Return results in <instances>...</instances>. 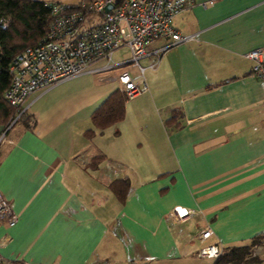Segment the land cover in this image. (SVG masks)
I'll list each match as a JSON object with an SVG mask.
<instances>
[{
	"label": "crops",
	"instance_id": "obj_1",
	"mask_svg": "<svg viewBox=\"0 0 264 264\" xmlns=\"http://www.w3.org/2000/svg\"><path fill=\"white\" fill-rule=\"evenodd\" d=\"M192 1L172 25L194 38L144 69L147 89L126 100L121 120L85 134L91 112L121 88L110 78L120 68L87 70L26 96L28 126L13 124L0 141V192L18 216L13 225L0 219L2 256L213 264L196 255L203 244L264 232V86L244 55L264 42V0ZM117 178L130 184L123 202L109 187ZM175 205L198 213L173 225L165 214ZM200 226L212 232L204 241ZM253 252L257 260L240 264H264V245Z\"/></svg>",
	"mask_w": 264,
	"mask_h": 264
},
{
	"label": "built area",
	"instance_id": "obj_2",
	"mask_svg": "<svg viewBox=\"0 0 264 264\" xmlns=\"http://www.w3.org/2000/svg\"><path fill=\"white\" fill-rule=\"evenodd\" d=\"M51 19L43 38L18 52L9 64L10 83L4 91L5 100L15 107L17 116L24 110L28 94L45 89L84 71L100 72L120 68L116 79L127 99L147 89L144 69L155 68L162 52L169 46L188 41L194 36L182 34L172 25V18L192 0H80L75 4L46 1ZM111 4L105 9L106 4ZM205 4L204 2L202 3ZM159 38L167 41L160 47L152 44ZM125 48L127 57L112 60L115 50ZM251 60V73L264 86V42L244 54ZM150 56L145 65L140 59ZM102 63L90 67L94 63ZM264 110V102L262 105ZM10 123V125H11ZM10 126L2 130L0 141ZM198 210L175 205L165 216L173 225L180 224ZM17 213L0 192V219L8 225L17 220ZM208 226H200L196 238L204 241L211 235ZM218 243H205L196 250L203 258H215L220 253ZM0 264H34L26 260L7 259L0 254Z\"/></svg>",
	"mask_w": 264,
	"mask_h": 264
},
{
	"label": "trees",
	"instance_id": "obj_3",
	"mask_svg": "<svg viewBox=\"0 0 264 264\" xmlns=\"http://www.w3.org/2000/svg\"><path fill=\"white\" fill-rule=\"evenodd\" d=\"M51 19L50 6L42 0H0V126L3 128L18 113L17 109L4 98V91L10 83L9 64L12 58L27 46L40 41ZM127 100L122 88H116L91 112L92 128L85 131L93 134L96 129L111 125L124 116ZM29 116L25 109L17 116L28 126ZM97 159V158H96ZM127 178L109 182V187L118 201L123 202L129 190ZM264 245V232L256 233L247 242L220 247V253L213 258V264H240L257 260L254 247Z\"/></svg>",
	"mask_w": 264,
	"mask_h": 264
},
{
	"label": "rangeland",
	"instance_id": "obj_4",
	"mask_svg": "<svg viewBox=\"0 0 264 264\" xmlns=\"http://www.w3.org/2000/svg\"><path fill=\"white\" fill-rule=\"evenodd\" d=\"M122 54H125V56H127L128 54H127V50L126 49H124V48H121V49H119V50H116V51H114L113 52V54H112V60H119V58H122V57H124ZM103 61H100V62H98V63H94V64H92L90 67H94V66H96V65H98V64H100V63H102ZM140 64H145L144 62V60L143 59H140ZM146 73H147V71L145 72L144 71V75H146ZM94 75H95V73H94ZM10 123H11V120L3 127V129H5L6 127H8V126H12L13 124H18V123H20V121H17V122H15V121H13V123H11V125H10ZM9 127V128H10ZM0 128H2L1 126H0ZM2 129V130H3Z\"/></svg>",
	"mask_w": 264,
	"mask_h": 264
},
{
	"label": "water",
	"instance_id": "obj_5",
	"mask_svg": "<svg viewBox=\"0 0 264 264\" xmlns=\"http://www.w3.org/2000/svg\"><path fill=\"white\" fill-rule=\"evenodd\" d=\"M110 7H111V4L109 3L105 5V9H109Z\"/></svg>",
	"mask_w": 264,
	"mask_h": 264
}]
</instances>
